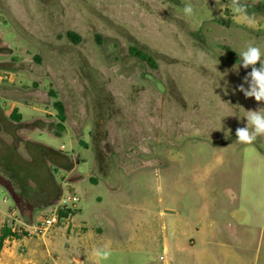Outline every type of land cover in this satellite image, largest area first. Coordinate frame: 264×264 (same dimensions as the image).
Wrapping results in <instances>:
<instances>
[{
	"label": "rangeland",
	"instance_id": "rangeland-1",
	"mask_svg": "<svg viewBox=\"0 0 264 264\" xmlns=\"http://www.w3.org/2000/svg\"><path fill=\"white\" fill-rule=\"evenodd\" d=\"M185 2L0 0V225L33 224L75 193L57 228L110 238L105 264H264V137L235 135L245 111L264 108L239 90L251 68L235 67L247 45L264 52V0H241L246 15L230 0H192V18ZM6 98L35 113L13 121ZM185 223L190 233L215 224L217 258L203 260L201 244L178 248L172 233Z\"/></svg>",
	"mask_w": 264,
	"mask_h": 264
},
{
	"label": "crops",
	"instance_id": "crops-1",
	"mask_svg": "<svg viewBox=\"0 0 264 264\" xmlns=\"http://www.w3.org/2000/svg\"><path fill=\"white\" fill-rule=\"evenodd\" d=\"M6 99L8 101L4 106H6L7 108L12 107V111L9 113V117L15 108L18 109V112L22 116V119L26 113H32V115L35 113L28 112L27 109L33 111L34 108L30 107L29 105H25L26 102L22 103L15 99ZM4 106L1 107L3 108ZM211 227V229L213 230V232L211 233H207L205 230L206 228L202 225L196 227L195 233H190L188 229L189 227L185 223L184 225L182 224L180 226L179 232L174 231L172 233V238L173 241H176V245L180 250H188L190 248L192 249L195 248L197 244H201L203 246V253L201 255L203 260H206L207 258L215 259L219 255L221 245L215 244V224H212ZM110 241L111 239L104 234L100 232H94L92 230L86 231L85 233L77 232L76 234H73L72 230V234H67V228H56L45 239L38 238L27 240L21 237L14 242L5 243V247L0 256V264H36L32 263V259L23 260L21 258L18 247L22 245L28 248L31 255L35 254L43 256L50 262V264H84V258H90L93 261L92 264H95L93 258L94 256L92 255L93 249L110 243ZM57 243H63L64 247H66L64 251L66 257L64 259H55L51 256V252H54V246ZM6 244H9L11 246L7 247ZM224 247H226L228 252H230V247L228 245H225ZM78 248L84 250L86 253L88 251L91 252V255H88L84 258L77 257ZM166 248V251H168V247Z\"/></svg>",
	"mask_w": 264,
	"mask_h": 264
},
{
	"label": "clouds",
	"instance_id": "clouds-1",
	"mask_svg": "<svg viewBox=\"0 0 264 264\" xmlns=\"http://www.w3.org/2000/svg\"><path fill=\"white\" fill-rule=\"evenodd\" d=\"M230 3L234 13L246 15V8L241 0H230ZM182 12L186 18H192L197 14V7L192 0H186ZM238 55L240 61L235 66L236 69L238 70L241 66L245 69L251 68V71L244 78V83L248 84V88L242 84L239 90L243 92L245 97L254 98L257 102H264V52L261 51L260 47L249 44ZM245 113L247 123L246 126L236 129V141L251 144L258 137H264V108L248 110ZM230 133L231 129H228L225 133L226 138ZM92 255L95 257V264H105L112 256V252L108 245H104L93 249Z\"/></svg>",
	"mask_w": 264,
	"mask_h": 264
},
{
	"label": "built area",
	"instance_id": "built-area-1",
	"mask_svg": "<svg viewBox=\"0 0 264 264\" xmlns=\"http://www.w3.org/2000/svg\"><path fill=\"white\" fill-rule=\"evenodd\" d=\"M0 79L1 76H0ZM8 197L5 198V201ZM80 198L75 193H67L64 195L60 201L58 208L53 210L51 213L43 216L40 220L33 224H26L25 222H19V225L15 224L13 226L12 232L15 234L13 237H10L6 240V243L14 242L18 239V235L21 237L31 240V239H45L47 238L59 225L65 224L70 217L62 216L60 211L68 212L72 211L74 207L77 206ZM3 215V211L0 209V218ZM8 217L13 218L16 221V212L11 210L7 213Z\"/></svg>",
	"mask_w": 264,
	"mask_h": 264
},
{
	"label": "trees",
	"instance_id": "trees-1",
	"mask_svg": "<svg viewBox=\"0 0 264 264\" xmlns=\"http://www.w3.org/2000/svg\"><path fill=\"white\" fill-rule=\"evenodd\" d=\"M67 37L71 41H73L74 43H79L81 40L80 36L73 31L67 32ZM130 53L132 56L146 62L150 67H152V68L157 67L155 59L151 55H149L148 53L144 52L143 50H141L137 47H131ZM49 93H50V96H52L53 98L58 97L57 92H55L52 89L50 90ZM53 105H54L55 110L57 111V118L59 120L58 128L61 130H64L63 124L66 122V119H67L65 105L60 100L55 101ZM10 118L15 122H20L22 119V116L19 114L18 109L15 108L13 110V112L11 113ZM72 213H73V211H71V210L68 211L67 213L60 211V214L62 216H68V215H71ZM13 226H14V224L9 225L6 223L0 225V256H1V253L3 252L4 247H5L6 240L15 235L12 232ZM17 237L21 238V236H17Z\"/></svg>",
	"mask_w": 264,
	"mask_h": 264
}]
</instances>
